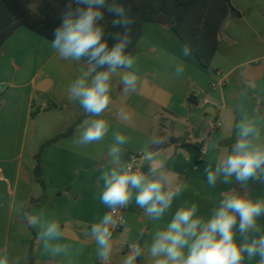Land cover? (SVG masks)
Returning a JSON list of instances; mask_svg holds the SVG:
<instances>
[{
	"label": "crops",
	"instance_id": "0c3cea01",
	"mask_svg": "<svg viewBox=\"0 0 264 264\" xmlns=\"http://www.w3.org/2000/svg\"><path fill=\"white\" fill-rule=\"evenodd\" d=\"M231 4L234 11L219 32L210 68L193 53L182 54L185 43L168 25L145 23L133 55L137 92L125 94L118 74L111 103L100 117L110 124L105 139L78 146L79 123L71 136L44 148L40 163L45 189L35 176L37 153L44 141L67 130L83 114L79 103L69 100L68 87L86 65L60 58L52 40L26 26L4 42L0 48V257L7 256L9 264H27L35 240V264H102L90 228L109 211L99 202L98 185L117 132L129 138L123 160L130 153H155L186 188L160 221H151L134 202L123 210L126 223L114 232L120 250L114 252L112 264H121L126 243L142 247L150 243L154 232L163 230L186 202L197 203V215L210 217L221 193L236 184L218 181L209 187L205 168L214 166L216 157L235 143L236 125L245 115L264 118V0H231ZM178 63L185 68L181 77L175 76ZM121 109L130 116L128 121L118 118ZM215 119L222 125L210 131L209 123ZM261 129L264 137V124ZM154 134L167 136L168 142L150 144ZM147 166L144 161L143 170ZM243 189L253 198H264V183L250 181ZM22 211H42L46 219L59 221L63 236L51 243L64 246V251L57 255L45 251L39 227H29ZM258 224L264 228V216ZM258 259L246 264H258ZM136 264H152L146 247Z\"/></svg>",
	"mask_w": 264,
	"mask_h": 264
},
{
	"label": "clouds",
	"instance_id": "9594fccd",
	"mask_svg": "<svg viewBox=\"0 0 264 264\" xmlns=\"http://www.w3.org/2000/svg\"><path fill=\"white\" fill-rule=\"evenodd\" d=\"M105 12L113 16L111 25L121 29L109 33L105 25ZM135 18L119 0H68L61 14L59 25L53 30L51 46L64 60L82 62L86 67L68 87V98L78 102L87 117L80 124L75 143L86 146L103 141L110 124L102 117L112 100L114 77L119 74V84L125 94L137 92L138 76L133 70L135 59L126 51L132 45V26ZM109 40L114 43L109 44ZM193 52L185 44L182 54ZM182 63L175 67V76L181 77ZM118 118L128 121L130 116L121 109ZM261 124L264 118L244 119L236 125L238 138L231 148L216 157L214 166L205 168L209 187L217 182L241 188L249 182L264 183V137ZM108 149L109 159L103 164L99 180V202L105 212L90 228V235L97 246L96 255L102 264H111L114 252L120 249L114 241V232L125 219L121 215L133 202L151 221H160L186 186L168 166L165 159L155 153L145 152L138 162L122 159L123 146L129 138L120 132L113 136ZM168 137L153 135L149 143L162 146ZM215 147V145H213ZM148 162L146 170L143 162ZM197 203L182 204L172 215L163 230H157L150 243H126L127 254L121 264H136L144 255L145 247L152 264H246L258 257L264 264V228L258 218L264 216V198H253L248 192L230 188L221 193V199L209 218L197 215ZM25 223L39 227L38 238L44 242L45 251L57 255L64 246L51 242L63 236L61 223L46 219L43 212L21 213ZM143 236V231L140 232ZM0 264H9L7 256L0 257Z\"/></svg>",
	"mask_w": 264,
	"mask_h": 264
},
{
	"label": "trees",
	"instance_id": "16d2710c",
	"mask_svg": "<svg viewBox=\"0 0 264 264\" xmlns=\"http://www.w3.org/2000/svg\"><path fill=\"white\" fill-rule=\"evenodd\" d=\"M68 0H0V48L4 42L20 27L26 26L53 40V30L59 25L61 14ZM131 16L135 18L132 26V45L126 51L133 56L138 49V41L145 23L168 25L185 44L193 49V54L203 66L210 68L219 46V32L227 17L234 11L231 0H119ZM113 16L105 12V27L109 33L121 31L111 25ZM114 41L109 40V44ZM36 112H32V116ZM87 118L85 112L67 130L59 132L44 141L37 153L35 176L41 186L46 188L41 152L45 147L62 138L71 136L77 125ZM236 189H244L236 184ZM34 244L32 240L29 262L35 264Z\"/></svg>",
	"mask_w": 264,
	"mask_h": 264
},
{
	"label": "built area",
	"instance_id": "2783aa9c",
	"mask_svg": "<svg viewBox=\"0 0 264 264\" xmlns=\"http://www.w3.org/2000/svg\"><path fill=\"white\" fill-rule=\"evenodd\" d=\"M222 125V122L220 119H215V120H212L210 121L209 123V130L210 131H213V130H216L218 128H220ZM143 153L142 152H136V153H130L126 156L125 158V161H129L131 160L132 158H135L138 162H139V159L142 157ZM143 170V169H142ZM121 215H123L124 219H125V223H126V218H125V214H124V211H122ZM122 226V225H121ZM120 226V227H121ZM118 227V228H120ZM117 228V229H118ZM102 263V262H101ZM111 264H112V261H111Z\"/></svg>",
	"mask_w": 264,
	"mask_h": 264
},
{
	"label": "water",
	"instance_id": "95a60500",
	"mask_svg": "<svg viewBox=\"0 0 264 264\" xmlns=\"http://www.w3.org/2000/svg\"><path fill=\"white\" fill-rule=\"evenodd\" d=\"M191 101H192L193 103H194V102L196 103V101L194 100V98H192Z\"/></svg>",
	"mask_w": 264,
	"mask_h": 264
},
{
	"label": "rangeland",
	"instance_id": "374dc122",
	"mask_svg": "<svg viewBox=\"0 0 264 264\" xmlns=\"http://www.w3.org/2000/svg\"><path fill=\"white\" fill-rule=\"evenodd\" d=\"M245 191H246V190H243L242 193L245 192Z\"/></svg>",
	"mask_w": 264,
	"mask_h": 264
}]
</instances>
